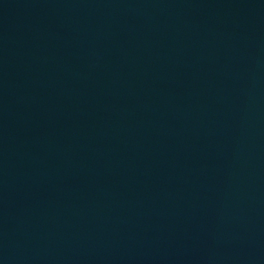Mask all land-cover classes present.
<instances>
[{
    "label": "water",
    "instance_id": "water-1",
    "mask_svg": "<svg viewBox=\"0 0 264 264\" xmlns=\"http://www.w3.org/2000/svg\"><path fill=\"white\" fill-rule=\"evenodd\" d=\"M0 264H264V0H0Z\"/></svg>",
    "mask_w": 264,
    "mask_h": 264
}]
</instances>
